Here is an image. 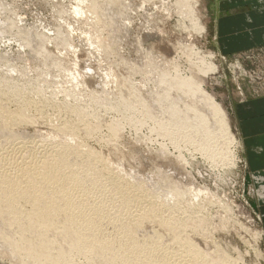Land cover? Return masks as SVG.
Listing matches in <instances>:
<instances>
[{
  "label": "bare ground",
  "instance_id": "bare-ground-1",
  "mask_svg": "<svg viewBox=\"0 0 264 264\" xmlns=\"http://www.w3.org/2000/svg\"><path fill=\"white\" fill-rule=\"evenodd\" d=\"M3 1L5 0H0ZM73 1V13L76 16L80 17L87 11L92 15V18L89 17L95 19L94 27L102 28L99 25L103 24L111 32L105 42L99 37L94 41L89 31L85 32L87 35L84 40L91 48V51L88 49L87 52L89 57L86 72H91L99 66L96 53L106 49L112 50L117 41L127 37L128 34L125 33H128L131 24L127 18L128 14L124 17L127 23H121L122 27L110 22L118 20L131 4L125 3L128 0ZM149 1L153 2L139 0V6L142 7ZM158 1H161L159 8L148 9L146 15L143 14L145 27L152 32V37L158 38L157 42L154 40V47H159L170 55L175 53V56L177 49L179 50L188 65V75L180 74L176 69L170 72L164 67H158L157 61L163 57L150 46L142 47L145 38L150 37V34L146 33L147 35H143L145 38L137 36L132 40V50L135 51L137 59L126 60L127 66H134L133 72L137 71L142 75L141 81L135 83L131 80L130 69H127L126 74L118 73L114 76L111 75L110 69H105L98 94L91 96L96 99L104 98L103 94L109 91L114 77L121 95L129 96L133 91L135 94L133 101L136 103L122 101L125 97H119L116 103L112 104V108L125 107L129 111L124 117V124L149 125L159 136L168 139L175 138L180 131L179 135L183 140H195L198 149L207 157L218 155L227 145L233 144V139L224 109L202 87L204 76L207 72L214 71L215 66L206 62V58H211L210 55L206 57L193 48L185 49L178 44H169L160 37V23L167 20L169 15L163 8V0ZM189 1L191 0H176L174 14L185 15L184 17L192 22L194 31L203 32L204 27L199 25L194 15L199 0H194L193 4ZM82 5H85L83 8L86 10L83 13ZM157 9L161 11L159 17H156ZM7 22L8 18L2 20L0 29L19 38L18 47L22 50H31V67L36 68L41 62H55L60 67L64 66V60L58 59L53 50L50 51L41 43L42 35L22 30L21 26H14L13 29L2 28ZM60 35L56 32L55 37L49 41L60 38ZM68 43L70 47H75L70 41ZM58 45L63 46L61 41ZM58 45L55 49H58ZM154 55L155 61L150 58ZM173 57L164 58L163 63L173 64ZM77 64L66 65V72L70 73L73 82L83 80ZM7 67L11 71H18L13 66ZM5 77L0 76V87H3L0 94L8 92L7 95L10 93L16 97L20 108L13 110L10 106H2L3 102H0V256L18 264H228V261H232L229 260L230 257L227 258L228 261L225 260L224 251L210 246L206 239L205 248L198 247L195 238H207L210 233L207 220L198 214L202 205L184 210L182 201L186 189L182 188L179 181L173 180L169 172L164 171L162 167L155 169L150 183H158L164 187L165 191L160 193L162 197L158 195L164 202L166 194H172L175 203L166 208L163 201L151 205L153 202L149 200L151 203L146 206L147 203L144 202L147 201V192L152 194V191H148L150 183L135 179L130 163L123 165V161L128 159L126 154L118 150L121 122H110L105 136L109 139L111 147L109 153L114 154L118 160L117 165L107 162L100 153L101 150L98 152L85 145H75L74 139H82L81 136L92 137L99 129L98 124L93 121L99 116L88 110V105H72L71 112L68 113L77 120L70 122L68 118L62 121L58 119L61 123L55 127L51 123L57 120L48 118L47 113L40 111L41 118H37L39 121L46 119L51 132L48 136L45 133L38 134L44 139L51 136L53 142L47 143L45 139L38 144L27 145L29 143L21 139L26 138V132L18 128L34 123L28 119L30 116L27 118V114L35 105L25 97L26 90L32 87V84L29 80L24 82L20 79L14 82L13 78L7 76L9 79L5 80ZM154 80L165 88L159 95L150 94L152 101H148L141 90L147 82L153 83V90L149 89V92L156 90ZM90 84L84 87L87 88ZM171 99L174 102L168 104L170 109L162 110L164 101ZM50 102L44 104L56 106ZM66 104L69 105L67 101L62 102V105ZM95 104L101 105V102L94 101L93 105ZM42 106L44 109L43 104ZM140 111L142 114L138 116ZM60 112L62 113V110H59ZM139 117L141 118L135 121ZM58 136L65 138L64 141H56L54 137ZM19 139L21 142L9 153H5L13 146V143L11 146L8 143H15ZM68 140H72L73 144ZM176 141L173 140L175 144ZM106 143L108 145V142ZM6 145L10 148L5 151ZM156 155L162 159L166 157L163 149ZM175 161L172 166L178 171L183 161L180 157ZM126 176L130 179L125 178ZM259 193L264 194V188ZM178 213L181 216H178Z\"/></svg>",
  "mask_w": 264,
  "mask_h": 264
},
{
  "label": "rangeland",
  "instance_id": "rangeland-1",
  "mask_svg": "<svg viewBox=\"0 0 264 264\" xmlns=\"http://www.w3.org/2000/svg\"><path fill=\"white\" fill-rule=\"evenodd\" d=\"M175 1L163 0V8L167 10L166 13L169 18L160 23L159 28L162 31L160 37L169 44H178L185 49L193 48L201 55L211 56V58H206V62L212 63L215 70L206 73L202 87L224 109L233 144L223 148L222 153L207 157L198 149V143L195 140L190 141L189 139L188 141L186 140L188 138L183 140L182 136L179 135L181 134L180 131H178V136L168 139L159 136L149 125L129 126L124 124V117L129 114V111L125 107L112 108V104L116 103L119 97H125L122 101L136 103L133 101L135 94L133 91L129 96L127 94L121 95V90L118 89L114 77H112L113 82L110 83V89L108 88L109 91L107 94H103L104 98L92 97V94H98V87L105 69H110L112 76L118 73L126 74L127 69H130L131 80H134L135 83L141 81L142 75L137 71L133 72L134 66L132 64L126 65L127 59H137L131 45L132 40L137 36L142 37L150 34L148 38H152L151 40L145 36L142 37L146 39L142 43V47L150 46L154 52L163 57L157 61L158 67H164L170 72L176 69L180 74L188 75V65L179 50L177 49V58L175 53L170 55L164 50L162 51L161 48L154 47V40L157 42L158 38L152 37V32L145 27L143 14L146 15V12L152 8H159L161 1L158 0L149 1L142 7L139 6V0L125 1L127 4L129 2L131 7L120 15L118 20L110 23L122 27L124 22L127 23L124 17L128 14L127 18L131 23L128 33H125L128 35L122 41H117L112 50L106 49L96 53L99 66L91 72H86V63L89 57L87 52H89L88 49L91 51V48L84 40L87 35L85 32L89 31L94 41L99 37L103 42L111 35V32L103 24L99 25L102 28L94 27L95 19H91L92 15L90 16L84 9L85 7L83 8L85 5H82V13L86 12L79 17L73 13L75 7L73 0H5L0 2V26L2 20L8 18V22L2 28L13 29L14 26H21L22 30L26 29L42 35L41 43L50 51L53 50L52 52L58 59L64 60V66L61 67L55 62H41L36 65V68H33L30 59L31 50L27 52L26 49L22 50L21 47H18L19 38L0 29V76L11 77L10 79L13 78L14 82L20 79L24 82L29 80L32 84V87L26 90L25 97L27 101H31L35 105L31 108L32 110L27 111V118L30 116L28 119L33 120L34 123L18 128L24 133L26 132V138L21 139L29 143L27 145L38 144L39 141L43 142L45 139V142L51 143L53 140L51 136L44 139L38 134L45 133L48 136L51 132L46 119L39 121L41 118L39 112L44 111L48 118L57 120V122L51 123L55 127L67 118V120H71L70 122L77 120L70 113L72 105H88V110L94 111L99 116L93 119L98 124L99 129L92 137L83 138L84 136H81L82 139H74L75 145H85L98 152L101 150L100 153L107 162L117 165L118 160L114 154L109 153L111 147L109 139L105 136L107 135V125L110 122L118 124L121 122V135L117 142L118 150L126 154L128 159L123 161V165L130 163L135 179L142 183L144 181L150 183L155 169L162 167L164 171L169 172L173 180L179 181L182 188L186 189L183 195L184 202L182 201L184 210L202 205L199 207L201 210L198 209V214L199 217L207 220L210 233L207 238H202L203 240L200 237L195 238L200 249L205 248L207 242H204V239H206L210 246L224 251L225 260L228 261L227 258L230 257L229 260L232 261H228V264H235V262L236 264H264V194L262 196L259 193L264 188V170L256 171L250 167L243 147V100L264 98V19H258L255 21L257 27L250 28L242 20L229 17L228 9L224 8L223 11H217L222 10V8L217 5L216 0H199L195 6L194 15L198 19L199 25L204 27V31H194L192 22L184 17L185 15L176 16L174 14ZM189 3L193 4L194 0L189 1ZM157 13L156 17H159L160 9H157ZM227 15L228 17H224ZM56 32L61 34L60 38L50 42V38L53 39ZM60 41L63 46L58 45ZM69 41L75 47H70ZM56 45H58V49H55ZM172 57L173 64L163 63L165 62L164 58L172 59ZM150 58L155 61V55ZM68 64H71L70 66L78 65L84 82L83 80H81L82 82H73L70 73L66 72V65ZM7 65L17 68L18 71H11ZM89 81L92 83L90 84ZM85 82L87 85H83ZM154 83L156 90L153 92H149V89L153 90V83L151 82H147L141 90L148 101H152L150 94L159 95L165 88L164 85L157 84L155 80ZM88 84H90L89 87L85 88L84 86H88ZM2 89L3 87H0V90ZM91 91H95L96 94ZM7 93L0 94L2 106H10L13 110H19L20 106L15 99L16 97L14 98L10 93L7 95ZM10 97L12 98L10 99ZM48 101L56 106L45 105ZM64 101H67L69 105H62ZM94 101H100L101 105H93ZM172 102H174L172 99L164 101L162 110H169L168 104ZM59 110H62V113H59ZM68 111L70 112L68 113ZM139 113L138 116L142 114L141 111ZM140 118H136L135 121ZM54 139L59 142L64 141L65 138L58 136ZM174 139L177 140L176 144L173 142ZM68 141L73 144L72 140ZM18 142H21L20 139L15 142L16 144L14 141L8 143L9 145L13 143V146L10 145V148L9 145H6L5 151L7 148L10 150L5 153H9L15 148ZM161 149L166 153L165 159L156 155ZM2 152L4 153V150ZM0 155H2L1 152ZM179 157L183 162L181 167H178V171H175L172 164L173 162L175 164V160ZM125 178L130 179L128 176ZM148 191H152L153 196L151 192H147V201L144 202L147 203L146 206L151 203L149 200L153 202L151 205L163 201L159 197H162L160 193L165 191L162 185L150 183V190ZM156 194L157 196H155ZM149 196L158 199H152ZM165 201L163 202L166 208L175 203L172 194H166ZM180 213L178 216H181L182 213ZM0 264L18 263H11L6 257L0 256Z\"/></svg>",
  "mask_w": 264,
  "mask_h": 264
},
{
  "label": "crops",
  "instance_id": "crops-1",
  "mask_svg": "<svg viewBox=\"0 0 264 264\" xmlns=\"http://www.w3.org/2000/svg\"><path fill=\"white\" fill-rule=\"evenodd\" d=\"M228 9L229 17L242 20L250 28L264 19V0H216ZM227 3V4H226ZM261 7V8H260ZM215 11L216 13H218ZM224 17H228L224 16ZM243 147L247 162L253 170H264V98L243 100Z\"/></svg>",
  "mask_w": 264,
  "mask_h": 264
}]
</instances>
